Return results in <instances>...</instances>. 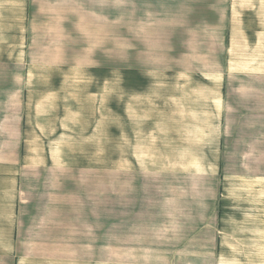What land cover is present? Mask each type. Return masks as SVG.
I'll return each mask as SVG.
<instances>
[{
	"label": "rangeland",
	"instance_id": "374dc122",
	"mask_svg": "<svg viewBox=\"0 0 264 264\" xmlns=\"http://www.w3.org/2000/svg\"><path fill=\"white\" fill-rule=\"evenodd\" d=\"M140 1L77 0L73 46L31 9L56 1L0 0V71L25 77L0 264H264V0H230L216 61L137 58L165 40ZM146 199L214 251L136 252Z\"/></svg>",
	"mask_w": 264,
	"mask_h": 264
},
{
	"label": "crops",
	"instance_id": "0c3cea01",
	"mask_svg": "<svg viewBox=\"0 0 264 264\" xmlns=\"http://www.w3.org/2000/svg\"><path fill=\"white\" fill-rule=\"evenodd\" d=\"M51 5L55 10L46 12L37 9V20H43L44 28L54 27L64 30L68 42L76 46L77 13L83 14L85 9L77 6L69 0H53ZM58 3V4H56ZM136 8L137 29H160L163 33V48H158L148 40L139 44L137 58L144 60L167 61H216L221 60V53L226 44V18L230 0H141ZM46 4V3H45ZM29 8V7H27ZM59 10V16L55 13ZM28 13V11H26ZM69 12L73 14L69 18ZM42 16V17H41ZM82 24V22L80 21ZM71 24L73 27L71 29ZM22 25L24 23L22 21ZM21 28H24V27ZM69 30V32H66ZM159 34V33H158ZM156 35V34H155ZM43 37H45L43 35ZM143 40H146L143 39ZM22 44H24L22 42ZM163 54V56H154ZM152 57H151V56ZM154 56V57H153ZM24 91L25 77L22 74H10L0 71V165H17L22 156V139L24 131ZM143 209L148 213L142 214L143 218L136 216V252L140 253H198L214 251V243L205 244L203 232L192 230L194 233L185 234L182 228L187 224H177L172 227V232L162 231L166 229L164 221L150 208V202L145 200ZM147 203V204H146ZM204 204V203H203ZM144 213V212H143ZM165 221H168L165 218ZM158 222V223H156ZM162 226V229H158ZM197 227L196 225H194ZM189 230V229H188Z\"/></svg>",
	"mask_w": 264,
	"mask_h": 264
}]
</instances>
